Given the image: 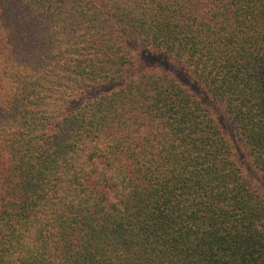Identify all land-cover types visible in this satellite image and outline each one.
Returning <instances> with one entry per match:
<instances>
[{
  "label": "trees",
  "instance_id": "16d2710c",
  "mask_svg": "<svg viewBox=\"0 0 264 264\" xmlns=\"http://www.w3.org/2000/svg\"><path fill=\"white\" fill-rule=\"evenodd\" d=\"M0 264H264V0H0Z\"/></svg>",
  "mask_w": 264,
  "mask_h": 264
},
{
  "label": "rangeland",
  "instance_id": "374dc122",
  "mask_svg": "<svg viewBox=\"0 0 264 264\" xmlns=\"http://www.w3.org/2000/svg\"><path fill=\"white\" fill-rule=\"evenodd\" d=\"M135 51L138 53L139 57L141 60L145 63H153L155 65L161 66L164 69L169 70L172 75L181 83H185L186 85L192 87L193 90L198 91L199 89H195V87L189 82L176 64L168 59L165 55L163 54H157V53H148L145 51L144 47L141 45L136 44L135 46ZM214 112L217 116V119L219 120L220 124L228 132L229 135L234 136V128L231 123V121L228 119V117L225 115V113L216 107H214Z\"/></svg>",
  "mask_w": 264,
  "mask_h": 264
}]
</instances>
